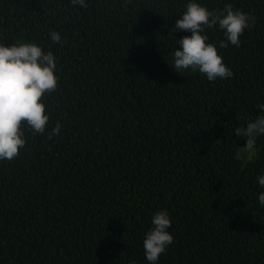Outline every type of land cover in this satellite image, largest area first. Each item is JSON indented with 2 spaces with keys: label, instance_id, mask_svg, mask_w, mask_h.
<instances>
[{
  "label": "trees",
  "instance_id": "1",
  "mask_svg": "<svg viewBox=\"0 0 264 264\" xmlns=\"http://www.w3.org/2000/svg\"><path fill=\"white\" fill-rule=\"evenodd\" d=\"M189 2L0 0V45L51 51L58 78L45 134L22 126L25 147L0 160V264H149L157 211L174 237L157 264H264V136L246 162L234 132L264 115V0H192L256 17L239 47L202 33L233 72L213 82L171 67Z\"/></svg>",
  "mask_w": 264,
  "mask_h": 264
},
{
  "label": "clouds",
  "instance_id": "2",
  "mask_svg": "<svg viewBox=\"0 0 264 264\" xmlns=\"http://www.w3.org/2000/svg\"><path fill=\"white\" fill-rule=\"evenodd\" d=\"M70 5L86 8L85 0H70ZM256 17L240 10H233L226 4L223 10L209 11L199 3L190 2L182 17L175 21L174 31L190 32L191 36L180 39L179 48L174 52V71L191 69L205 75L208 81L230 79L233 72L225 66L217 46L208 43L207 29L218 26L224 32L220 48L229 44L239 47L240 37L250 25L254 26ZM53 44L63 43L56 31L50 33ZM57 60L51 51L45 53L36 43L0 45V160L11 161L25 147V133L22 126L35 134H45L49 116L41 101L45 93L56 91L58 78L55 75ZM264 110V104L258 105ZM61 124L48 133V139L60 133ZM235 136L245 140V146L238 147L236 158L251 161L257 152V138L264 136V115L257 116L246 127H236ZM258 185L264 188V175L257 177ZM259 204L264 205V192L259 194ZM151 230L143 240V249L149 264H157L160 256L174 242L168 231L171 219L167 211H157L151 220Z\"/></svg>",
  "mask_w": 264,
  "mask_h": 264
}]
</instances>
